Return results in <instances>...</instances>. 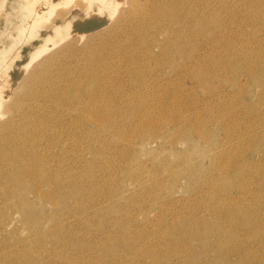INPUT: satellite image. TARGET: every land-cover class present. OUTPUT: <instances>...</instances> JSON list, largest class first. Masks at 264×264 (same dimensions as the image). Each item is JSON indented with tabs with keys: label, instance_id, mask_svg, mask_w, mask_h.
Returning <instances> with one entry per match:
<instances>
[{
	"label": "rangeland",
	"instance_id": "374dc122",
	"mask_svg": "<svg viewBox=\"0 0 264 264\" xmlns=\"http://www.w3.org/2000/svg\"><path fill=\"white\" fill-rule=\"evenodd\" d=\"M165 1L176 10L179 8L177 12H181L180 9L187 5V0ZM249 1H251L253 10L260 9L257 6L259 3L264 5V0ZM194 2L195 0H192L193 11L202 14V0ZM158 3L159 0H0V264H128V262L137 264V261L126 257V260L130 261L125 262L121 253L118 255L120 258L110 253L115 248L116 250L123 249L128 243L142 250L144 257H155L159 262L162 260L161 263L165 262L166 264V260L164 261L166 258L164 254L167 252L166 245L174 248L181 239V237L177 238L180 236V229L178 230L177 227L171 230L172 239L170 238L168 240L170 243L166 245L163 233L158 229H162L164 225L169 227V222L172 226L186 225L188 218H192V216L209 218L208 209L200 206L203 203L200 204L202 201L198 199V193L209 192L210 195L211 192L212 194L217 189V183H213L214 186H212L213 184L208 186L206 181L209 176L216 177L218 173L208 170L206 164H202L206 155L204 154L205 145H202L201 141L187 142L184 139H179L175 146H171L169 145L171 136L165 132L154 138V142L149 144L150 137L148 135L151 134V130L145 129L144 132L137 134L142 136L141 139L136 136L132 137V127L128 125L127 119L121 116L115 117L114 126L110 125L109 131L107 128L103 131L98 130V127L89 124V112L86 105L91 97L90 92L82 88L81 81L88 82L90 80L89 85L94 81L99 82V87L103 91L102 94L95 96V104H91L92 108L107 110L108 99L112 100L120 111H125L126 108L122 101H119L117 96L113 97L115 94L110 92L112 88L110 85L116 84L118 81L122 84L121 87L126 86L124 89H128L129 81L126 78V72L116 66L128 67L131 56L141 59L140 64L133 61L134 70L138 75H141L142 85L155 89L153 91L156 92V97L162 98V100L158 99L161 107L167 105L166 107L169 108L168 100L163 93L166 89H171L169 85L172 84V87L179 85L181 90L186 88L187 92L185 89L182 90L186 103H192L195 100L192 107L195 109L203 107L204 95L199 92L197 99L191 100L188 95L193 93L191 92L193 87H189L191 84L187 81L181 84L176 81L162 83L172 75L168 66L174 67L168 63V66L167 64L163 65L164 69H155L154 65H157L164 55L167 56L166 44L168 42L166 43L163 39V35L156 36L155 40L151 42L150 34L141 32L142 35L139 36L135 32V20L129 16L133 15L131 14L133 6L136 5V9L141 10L153 7V5L158 6ZM178 5L180 7L177 8ZM211 5L207 14L209 16L219 15L221 20L227 23L223 26L224 28L221 27L223 30L217 25L211 26L212 34L225 33L224 40L228 41L231 37L233 47H231V42L223 40L215 45L212 43L210 55L214 56L213 60L218 62V59L221 61L225 56L227 59L224 57L221 62L229 63L230 60L232 63L231 60H234L235 57L233 62L236 61L241 66L244 54L247 55L242 50V44H246L245 46L251 44L252 50L257 51L259 50L257 47L262 45L260 50H264L263 20L255 18L253 21L255 25L244 21L236 23L237 26L235 23V25H230L229 13L223 14L225 3L221 5L219 2H214ZM191 6L186 8H191ZM253 10H249L250 13ZM65 24H68L67 28ZM56 28L60 29L59 37H56ZM127 37H131V42L124 41ZM171 39L170 43L173 44L180 43L179 39L181 42L183 40L176 36ZM248 39L249 44H247ZM196 41L197 44L204 45L206 38L198 37L195 42L193 40L195 44ZM123 44L128 45L126 52L123 48L125 46H121ZM215 48H218V52ZM229 48H231L230 52ZM164 52L166 53L163 55ZM228 53L230 56H227ZM155 54L156 56H154ZM216 54L219 57L222 56L218 58ZM109 57L113 61L111 65ZM154 58L156 61L153 60ZM176 61L175 66H182L180 60ZM162 63L164 64V62ZM204 63L205 66H209L208 63L206 65V60ZM220 65V63L217 65L219 66L217 70L222 69L219 71L220 75L229 76L228 71L223 69L224 66ZM110 68H113V71ZM108 70L110 78L107 79ZM96 72H100V74L97 75ZM236 82L238 84L246 83L245 77L242 74L238 75ZM250 82V85L244 87L246 93L245 96L240 97L241 100L236 97L240 96V94L238 95L239 91L234 87L231 88L227 81L220 84L221 93H225V96L229 95L227 97L231 98L235 96L237 101H232L237 115L233 118L235 119L232 123L234 126H231V130L229 129L231 135L235 139L237 137L244 139L243 144L247 141L249 144L251 139L255 140L254 144L256 142L251 153L249 150L243 149L240 155H236L239 150L233 148L231 155L235 153L234 160L237 158L233 168L237 167L238 169L240 166L248 168L249 166L245 163L251 162L250 164L257 168L255 169L256 175L259 169L263 175L264 104L261 102H264V83L257 79H251ZM108 84L110 85L108 86ZM165 87L166 89H163ZM261 91L263 92L259 98L260 101L256 98ZM220 99H213L212 105L209 106L214 107L216 111L215 107ZM257 104H259L257 107L259 109L254 110L250 115L248 112L250 108L247 106L256 107ZM244 110L248 113L246 114ZM115 115L114 113L113 116ZM261 121L263 122L262 128H259L261 125L258 123ZM236 131H238L237 134ZM97 135L103 137L100 143L96 139ZM123 135H126V139L131 140V143H127L124 138L120 139L119 136ZM220 140L221 138L218 142L221 145L222 141ZM215 149L219 150L220 146ZM213 152L215 153V151ZM32 168V171L35 170L37 173L43 174V178L47 176L46 179L57 180L56 183L61 188H57L58 190L56 189L58 186L52 182L47 184V182L38 181L41 191L49 192L48 190H50L52 192L53 190V199L50 197L37 198L30 192L25 195H17L15 191H11L12 188L7 190V194H3L4 186L8 185L11 180L10 177H8L10 179L7 178L9 174L15 173L19 169L22 173L25 172L24 174L29 175L27 172H30ZM251 170L254 169L249 171ZM251 173H248L245 179L253 181L248 182L247 187L241 185L239 190L247 193L245 197L248 198L240 206L247 211L249 209L248 212L252 216V213L256 214L255 206L251 201L255 194L251 196L248 192L253 190L262 197L263 201L264 177L262 176L260 179L257 177L259 180L255 181L256 175L253 173L254 177ZM134 174H137V178H134L133 181L131 176ZM4 176L6 179L3 178ZM15 176L13 174V177ZM84 177H90V179L85 178L88 179L86 182ZM83 180L88 187L85 186L86 183ZM232 181L235 182V179ZM251 183L254 188L250 186ZM77 186L80 187V192L85 193L83 198L76 195ZM104 189H107L106 194L103 193ZM62 190H65V193ZM233 192L237 191L230 193ZM66 193L70 194L65 196ZM22 196L24 197L23 202L29 204L28 208L23 210L22 204L19 202ZM215 201L218 202V200H214V204H216ZM195 203L199 205L198 208L191 210L190 208ZM80 206L84 209H77ZM27 212L31 214L29 217L34 215L28 222L24 218V214ZM158 216L165 224L155 220L159 219ZM240 219L244 222L245 218L241 217ZM189 228L194 229L187 225L185 230ZM129 231L130 234H128ZM122 235H125V238ZM208 239L207 242L213 240L210 236ZM182 244H184L183 252L179 251L172 255L173 258L170 257L172 259H169L168 264L177 263V259L179 260L181 256L188 255L198 263L203 260L204 254L209 252L206 249L196 250V248L202 247L197 239ZM194 250L197 252L193 253ZM177 254H180V257ZM127 256L129 257V255Z\"/></svg>",
	"mask_w": 264,
	"mask_h": 264
},
{
	"label": "bare ground",
	"instance_id": "6f19581e",
	"mask_svg": "<svg viewBox=\"0 0 264 264\" xmlns=\"http://www.w3.org/2000/svg\"><path fill=\"white\" fill-rule=\"evenodd\" d=\"M195 2H196V0H195ZM202 2H203L202 8H201L202 14H197L196 11H193L192 6H191L193 4L192 0H187V2H186L187 5L184 7L185 9L184 8L180 9L181 12H177V10L179 9L178 7H180L179 5L177 6L178 9L176 10L174 7L169 5V3L167 1L159 0L158 6L155 5L157 7H155L153 5L154 8L149 7V8H142L140 10V9H136V5H134L133 6L134 9H132L131 11H133L135 13L130 11L131 14H133V15H129V16H131L132 19L135 20L134 22H135L136 26L135 25L134 26L136 27L135 32L137 33V35L139 34V36H141L142 35L141 32H145L147 34H150L151 42L153 40H155L156 36L159 37V36L163 35V39L166 41V43L168 42L167 44H169V45L166 44L167 47L165 46L167 56L164 55L166 53V52H164L163 53L164 58L162 57V60L158 61L157 65H154L155 69H157V70L158 69H164L165 66H163V65L167 64V66H168V63L172 64L174 66V67L168 66L172 75L167 77V79L165 78L166 80L163 81L162 83L166 84L168 82L176 81L178 84H181L182 82L187 81V83L191 84V86H189V87H193L192 88L193 90L189 89L193 93L189 92L190 95H188V96H190L191 100L197 99L199 92H201L204 95L203 107H201V109H198V108L195 109L194 107H192V106H194L193 102H195V100L192 103H186L185 102L186 100L184 101V96H183L184 94L182 93V90L184 91V89L186 90V88L183 87L184 89L181 90L180 89L181 87H179V85H177L176 87L175 86L172 87L173 84L169 85L171 87V89L170 88L166 89V87L163 88V89H166V91L164 90L165 93H163V94L166 95L165 97H166V100H168V105H169L168 107L169 108H167L166 107L167 105L165 106L164 103L163 104L165 107H163V106L161 107V105L159 104L160 102L158 101L159 98L156 97V92L153 91L155 89H153V88L151 89L150 87H148L146 85L145 86L142 85L141 75H138V73H136L137 71L134 70V63L140 64L141 59L138 58V56H137L138 59L131 56L132 58H131V61H130L128 67H126V66L123 67L124 65L117 67L115 65L116 68H120V69L122 68L126 72V76H127L126 78L129 81L128 89H124L126 86L124 88L121 87L122 84L118 81L116 84L114 82H112V83H114L113 85L108 84V86L110 85L112 87L110 92L115 94L113 97L117 96L119 98V101H122V103L125 105V108H126L125 111H120L116 107V105L113 104V101L112 100L109 101L108 99H107V110L106 109L100 110V109L92 108L91 104H95V102H94L95 96L102 94L103 91L99 87V82L94 81V82H92V84L89 85L90 80L88 82H82L81 81L82 88L87 89L90 92L89 94L91 97L89 103H87V105H86V109H88V112H89V122H90L89 124H91L95 127H98V130L100 129L103 131L104 129L106 130V128H107V131H109L108 130L109 126L110 125L114 126L113 121H116L115 117L121 116V117L126 118L128 121V125L130 127H132V133H131L132 137L136 136L137 138L141 139L142 136H138L137 134L144 132L145 129H150L151 134L148 135V137H150L148 139L149 144H152L154 142V138L161 136L162 133L168 132L169 135L171 136L169 139V145H171V146H175L179 139H184L187 142H189V141H201L202 145H205V153L204 154L206 155V157H205V161L202 164L203 165L206 164L208 170L217 171V173H218V175L216 173H214L215 175H217L216 177H214L213 176L214 174L212 173L213 177L211 178L209 176L210 180L207 179V181H206L208 186L212 185L213 183L214 184L217 183V189L215 187L216 190L214 189L215 191L213 190L214 192L212 194L210 192V195H209V192H199L198 193L199 194L198 199L200 201H202V202H200V204L203 203L200 206L206 208V210L208 209L209 218L204 219V218H202V216L201 217L198 216L199 218L197 216L196 217L192 216V218H188V222L186 225L182 223L183 224L182 226H176V225L172 226L171 222H169V227H167L168 225H164V226H162L163 230L161 228L158 229L159 232L163 233L162 235L164 236V240H166L165 245L170 243V241H168V240L172 237V235L170 233V232H172L171 230L173 228L176 229L177 227H178L177 228L178 230L180 229V231H179L180 236L177 237L175 235L178 239L181 237L180 241L178 240L179 242H177L178 245L176 244L174 246V244L172 243L174 248L166 245L167 246V248H166L167 254L166 253L164 254V256L166 257L164 259V261L166 260V264H168L170 262V260L173 258L172 255H175L179 251L183 252V248H184L183 247L184 244H182L183 242L195 240V239L199 240L200 244H202L201 245L202 247L196 248L197 251H200L203 249H206L207 251H209V252H206L204 254L205 256H204L203 260L196 263L194 260L191 259L190 255H188L186 257L185 256L180 257L179 256L180 254L179 255L177 254L180 258H179V260L177 259V261H178L177 263H174L175 262V260H174V262H173L174 264H264V237H263L264 233H262V232H264V230H261L264 228V203H263L264 200L262 201L261 200L262 197H260L258 193H255L252 190V191H249L248 193H250L249 195H251V196L255 194V197L253 200H251V199H249V200L253 201L252 205L255 206L256 214L252 213V216H251V213L248 212V211H250L249 209L247 211V209L240 206L241 203L244 204V200H247L248 198L246 199V197H245L247 193L241 192L242 190H239V187L241 188V185L243 187H245V186L247 187L248 182H251L252 179L251 180L249 179L250 181L248 179L246 180L245 179L246 176L248 175V173L250 174L251 172H252L251 174L253 175V173H255V171H256L255 169H257V168H255L256 166L253 167V165L250 164L251 162L245 163L246 165L249 166L248 168H246L245 166H240L238 169H237V167L233 168V165L235 164V161L237 158L234 160V157H236L235 153H234V155L233 154L231 155L233 148L236 150L237 149L239 150V151H237L236 155L237 154L240 155V153H241V151H243V149H245V150L247 149V150H249V152L250 151L253 152V149L255 147L256 142L254 144L255 140L251 139L250 140L251 142L249 141L250 142L249 144L247 143L248 141L245 142V143H247V145L244 146V144H245V143L243 144L244 139L243 140L238 139V137L235 139V137H233L231 135V131H230L231 126L232 127L234 126V125H232V123H234V120H235L233 118H235L237 115V111L234 108L232 101H234V100L236 101V97L240 98L241 96L243 97V95L245 96L246 92L244 91V89H246V88H244V87L251 84V82H250L251 79H257L261 83H264V65H262V63H264V50L263 51L260 50L262 45L257 47V49H259L257 51V50H252L251 44H250V46L249 45L245 46L246 44H244V45L242 44L243 45V46L241 45V47L243 48L242 50H244V52H246L247 55H245L243 53L244 57L243 58L240 57V58H242L241 66H239L236 61L233 62L235 60V57H234V60H231L232 63H230V60H229V63L226 61H224L226 63L221 62L222 60H224L225 56H223V59L221 61H219L220 59H218V62H217V60H213L214 56L210 55V53L212 51L210 45H212V43L215 45V43H217V42L219 43L222 40L226 41V39L224 40V38H223L225 33H223V34L213 33L212 34L213 28L211 29L210 27L217 25L218 27L221 28V27L227 25V23H225V21H222L221 20L222 18L219 17V15L215 14V15L209 16L207 14L209 11L208 8H211L210 5L214 4V2H216V3L219 2V3H221V5H223V3H225L224 9L226 12L224 11L223 14L225 15V13H229L228 19H229L230 25H232V24L235 25L236 23L239 24V22H241V21L247 22L251 25L252 24L255 25L253 23L255 18L261 19L264 21V5H262L261 3H259L258 5L255 4L258 7H260V9L253 10L251 8V3H250L251 1H249V0H239L236 2H235V0H202ZM202 2H200V3L202 4ZM200 3H198V4H200ZM187 6H189V7L191 6V8H186ZM211 6H213V5H211ZM201 9H200V11H201ZM249 10H253V12L250 13ZM219 12H221V11H219ZM222 17H224V16H222ZM244 22H242V23H244ZM238 24H236L235 26H237ZM65 27L67 28L68 24H65ZM58 28H56V37H59V30L60 29H58ZM66 28H64V29H66ZM218 31H220L219 28H218ZM174 36H176L178 38H182L183 43L181 42V39H179L180 43L179 42L177 44L170 43L172 40L171 38ZM198 37L199 38L201 37L203 39L206 38V41H205L206 45L205 44L199 45V44H197V41L195 44L194 42H195V40H197ZM229 38L231 39V37H229ZM235 38L237 39L236 36H235ZM230 39H228V41H226V42H231ZM193 40H194V42H193ZM124 41L125 42L126 41L131 42V37H127ZM184 41H185V43H184ZM248 42H249V39L247 41V44H249ZM241 43H239V44H241ZM236 45H238V44H236ZM121 46L122 47L125 46L123 48L126 52L128 45L123 44ZM231 47H232V42H231ZM234 48H235V46H234ZM238 49L240 50V48H238ZM230 50H231V48H229V52H230ZM219 51H220V49H219ZM157 52H156V54H157ZM213 52H214V50H213ZM217 52H218V50H217ZM240 52H241V50H240ZM156 54L154 56H156ZM237 54H238V51H237ZM111 56H112V54H111ZM217 56H216V58H217ZM227 56H230L229 53ZM241 56H243V55H241ZM98 57H99V55H98ZM220 57L218 56V58H220ZM231 57H233V56H231ZM156 58H158V57H156ZM156 58H154L153 60L156 61ZM110 59H111V62L109 64L111 65V64H113V61H112V58L109 57V60ZM107 60H108V57H107ZM176 60H180L182 62V66H180V65L175 66V62H177ZM205 60H206V65L208 63L209 66H205V63H204ZM238 60H241V59H238ZM133 61H134V63H133ZM162 62H164V64ZM183 62H184V65H183ZM219 63L222 66H224L223 67V69L225 68L224 70L228 71L229 76L224 77L223 75H220L219 71L222 69L218 68L219 70H217V67H219L217 65H219ZM110 69H112V71H113V68H110ZM97 72H96L97 75L100 74V72L99 73H97ZM224 73H225V71H224ZM109 74L110 73L108 70L107 71V79L110 78ZM226 74H227V72H226ZM241 74L245 77V80H246V83H244V84H238L236 82L237 76L238 75L240 76ZM97 75H95V76H97ZM154 79H156V78L154 77ZM91 81H93V80H91ZM224 81H227L228 84L231 86V88L234 87L237 91H239L238 95L240 94V96H236V97L233 96L232 97L233 99H232L231 97H227L229 95L225 96L224 95L225 93L222 94L221 93V91H222L221 85H222V82H224ZM154 82H155V80H154ZM159 82H161V81H159ZM109 83H110V81H109ZM183 84L185 85V83H183ZM181 86H183V85H181ZM161 87H163V86H161ZM144 89H145V91H144ZM163 89H160V90L162 91ZM0 91H1V89H0ZM156 91H157V89H156ZM263 91H261L260 93L257 94L258 98H256V99L261 98L260 96H262ZM186 92H187V90H186ZM107 94H109V93L107 92ZM0 95H1V92H0ZM222 97H224V98H222ZM217 98H218V100H219V98H221V99H220V101H218V105L215 104V105H217V107H215L217 110L215 111L214 107H211L209 105L212 103L213 99L216 100ZM160 99L162 100V98H160ZM240 100H241V98H240ZM259 100H256V101H259ZM196 101H198V100H196ZM115 102H117V101H115ZM261 104H264V102L262 101ZM97 105L100 106V104H97ZM215 105H213V106H215ZM258 105L259 104H257L256 107H253V106L251 107L250 105L247 106L250 108L249 111L247 110L250 113V115H251V113L254 112V110L257 111L259 109V108L257 109ZM247 107L245 106L244 108H247ZM121 109H124V108H121ZM242 110H243V108H242ZM245 110H244V112H245ZM114 113L116 114L115 116H113ZM256 113H259V112H256ZM263 114H262V116H263ZM258 117H259V115H258ZM239 120H242V119H239ZM262 121L260 123H258L259 125H261V127H259V128H262V124L264 122V121L263 122ZM90 127L92 128V126H90ZM89 130H90V128H89ZM245 130H246V128H245ZM237 132L238 131H236V134H237ZM249 132H251V131H249ZM240 133L242 134V131ZM252 135H254V134H252ZM119 137H120V139L124 138V140H126L127 143H131V140L129 141L126 139V135L119 136ZM219 138H221L220 141H222L221 145L218 142ZM96 139L100 143L101 140L103 139V137H101L100 135H97ZM247 140H248V138H247ZM217 146H218V148L220 146L219 150L215 149ZM262 146H264V145H262ZM261 150H262V148H261ZM213 151H215V153ZM262 151L264 152V147H263ZM263 152H262V154H263ZM242 153L244 154V152H242ZM247 153H248V151H247ZM237 157H239V156H237ZM246 161H248V160H246ZM35 165H38V164H35ZM19 169H20V167H19ZM19 169H17L15 171V173L11 172L12 174H9L8 176L6 175L7 178L10 177L11 180L10 181L8 180L10 178L7 179V181H9V184L4 186V193L3 194H7L6 193V192H8L7 190H10L12 188L11 191H13V192L15 191V193H17V195H21V194L25 195L27 192H30V193H33L34 196L37 198L46 199L47 197L48 198L50 197L53 199V196H52L53 190H52V192H50V190H48L49 192L41 191L39 189L40 185H38V181L42 182V183L47 182V184L52 182L53 184H56V186H58V184L56 183L57 182L56 179L53 178V180H52L51 178H48L49 179L48 180V179H46L47 176L45 178H43L44 175L37 173L35 170L32 171L33 168L30 170V172L29 171L27 172V173H29L30 176L27 174H24L25 172L22 173ZM250 169H254V170L249 171ZM21 170H22V168H21ZM24 170H27V169H24ZM259 170H261V169H259ZM259 170L257 171V175H256V173H255V175H256V178L258 177L260 179V178H262V176L264 177V174L261 175V172ZM262 172H263V169H262ZM31 173H33L32 176H31ZM13 174H15L16 176L13 177ZM255 175H253V176L255 177ZM6 176H4L3 178L6 179ZM131 177H132V180L134 181L137 178V174H134ZM85 178L90 179V177H84V179ZM258 178L257 179L254 178V180L255 181L259 180ZM88 179H85V181ZM233 179H235V182L232 181ZM129 181H130V179H129ZM28 182H29V184H28ZM255 183H257V182H255ZM74 184H75V182H74ZM214 184L212 186H214ZM44 185H46V184H44ZM50 185H48V186L50 187ZM80 185L81 184H79V186ZM59 186L56 187V189L59 188ZM72 186H73V183L71 184V187ZM85 186L88 187L87 183L85 184ZM89 186H91V185H89ZM250 186H252V183ZM257 186H258V184H257ZM261 186H262V184H261ZM51 187H52V185H51ZM80 187H78V192L76 195L83 198L85 193L83 194L82 192L79 191ZM252 187L254 188V186H252ZM255 187H256V185H255ZM81 188L83 189V187H81ZM89 188H91V187H89ZM261 188H263V187H261ZM59 189H61V188H59ZM87 190H89V189H87ZM232 191H237V192L236 193H234V192L230 193ZM238 191H239V193H238ZM256 191H258V190H256ZM63 192L65 193V190ZM103 193L106 194L107 189L106 190L104 189ZM206 193H208V195H206ZM67 194L69 195L70 193H66L65 196H68ZM91 197H93V195H91ZM91 197H90V200L92 199ZM94 198H96V197H94ZM214 200H218V202L215 201L216 204H214ZM23 201H24V197L22 196L19 199V202L22 204V210L27 209L28 208L27 206H29V204H26ZM241 201H243V202H241ZM219 202H220V205H219ZM248 202L251 203L250 201H248ZM248 202H246V203H248ZM203 205H205V206H203ZM198 206L199 205L197 203H195L194 206L191 207L190 209L194 210V209L198 208ZM146 207H149V206H146ZM77 209H84V208H81V206H80V207H77ZM146 209H148V208H146ZM141 210H140V212H141ZM28 212H27V214L26 213L24 214V218H25L26 222L31 221L30 218L34 217V215L32 217H29V215H31V214ZM144 212H145V210H144ZM187 212H188V210H187ZM262 213H263V215H262ZM202 215H204V214H202ZM241 217L245 218L244 222L240 219ZM158 218L159 219H155V220H158L157 222H161L162 224H165V223H163L164 221L162 219H160L159 216H158ZM171 218H172V216H171ZM185 221H187V220H185ZM170 225L172 226L171 228H170ZM187 225H188V227H194V229L189 228V229L185 230ZM181 227H183V228H181ZM169 228H170V230H169ZM245 229H246V231H243ZM153 231H154V229H153ZM110 234L112 235V233H110ZM128 234H130V231ZM162 235H160V236H162ZM209 236L211 238H213V240H211L210 242L209 241L207 242L206 240H209L208 239ZM123 237L125 238V235ZM106 242H104V243H106ZM171 242H173V241H171ZM120 246H121V243H120ZM196 250H194L193 253L197 252ZM110 253H111V255H115V256L116 255L118 256L121 253V255L124 256L125 262H127L129 260V259L126 260V258H131V260L137 261L138 262L137 264H139V263L140 264H165V262L161 263L162 260L159 262L158 259L155 257H149V256H148L149 258L144 257V253L142 252V250L137 249L136 246H132L129 243L126 244L123 247V249L116 250V248H115ZM127 255H129V257ZM181 255H182V253H181ZM170 257H172V258H170ZM118 258H120V257L118 256ZM121 258H123V257H121ZM115 262H116V260H115ZM121 263H123V262H121ZM129 263L130 262H128V264ZM94 264H96V263H94Z\"/></svg>",
	"mask_w": 264,
	"mask_h": 264
}]
</instances>
